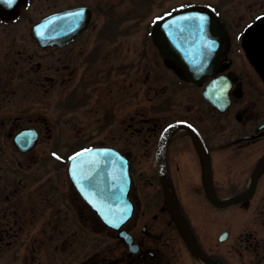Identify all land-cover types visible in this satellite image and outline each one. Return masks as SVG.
Returning <instances> with one entry per match:
<instances>
[{"label": "flooded vegetation", "instance_id": "flooded-vegetation-1", "mask_svg": "<svg viewBox=\"0 0 264 264\" xmlns=\"http://www.w3.org/2000/svg\"><path fill=\"white\" fill-rule=\"evenodd\" d=\"M164 1L0 0V264H208L168 202L215 264H264V218L243 215L264 203V170L231 205H214L206 189L218 200L246 193L264 155V0H176L151 17H126ZM235 1L237 14L227 16ZM188 5L214 11L226 31L199 83L152 36L161 15ZM131 41L141 65L129 59ZM134 82L146 109L123 121L142 141L138 173L133 141L96 143L85 131L86 121L99 128L127 112ZM102 146L129 164L132 211L118 228L86 201L84 174L70 165ZM205 210L224 213L216 238ZM87 230L97 236L88 251Z\"/></svg>", "mask_w": 264, "mask_h": 264}, {"label": "water", "instance_id": "water-1", "mask_svg": "<svg viewBox=\"0 0 264 264\" xmlns=\"http://www.w3.org/2000/svg\"><path fill=\"white\" fill-rule=\"evenodd\" d=\"M59 16L63 18V13H60ZM199 17H204V19L200 20ZM159 29H161V33H159ZM152 36L162 53L184 68L183 78L199 83L204 76L208 75V69L215 60L214 53L226 37V31L221 20L212 10L188 5L160 17L152 28ZM206 91L207 87L204 88L203 95L206 100H209ZM163 136L164 133L160 141ZM71 162L79 164L84 174L81 181L84 182L83 189L86 199L92 200L94 204V196L99 198L101 201L98 202V205L101 208L98 213L101 215L102 221L109 226L118 228L128 218L131 211V207L128 208L127 205L129 176L126 158L114 149L94 147L76 154ZM263 170L264 155L253 172L246 193L218 200L210 192V189L212 191L211 186H208L206 188L208 197L218 207L240 202L250 196L255 181ZM95 203L97 204V199ZM168 206L193 250L208 264H215V261L207 257L200 249L177 206L170 202H168ZM112 213H117L119 216L108 217Z\"/></svg>", "mask_w": 264, "mask_h": 264}, {"label": "rangeland", "instance_id": "rangeland-1", "mask_svg": "<svg viewBox=\"0 0 264 264\" xmlns=\"http://www.w3.org/2000/svg\"><path fill=\"white\" fill-rule=\"evenodd\" d=\"M174 1H176V0H165L164 5L159 4V7H154V8H153V6H151V8H149L150 10L147 13L140 12V11H134L132 13H128L129 15L127 14L126 17L136 18L137 15H138V19H142L144 15H148V17H151L153 14H158L159 10L168 7V5H170V4H173ZM216 1H218V0H216ZM236 3H237L236 1L235 2H228L226 4V6H224L225 9H228V11L226 12L227 16H228V14H230L232 16L234 14H237L236 13L237 10H236V12L234 10V9L238 8V6L236 7ZM252 5L253 4H251V6ZM157 8H159V9H157ZM141 16H142V18H141ZM234 18H236V17H234ZM134 38H137V36L135 35ZM133 41H134V39H133ZM133 41H131V43L129 42L128 56H129V59L132 58V62L135 65H141V61H142L141 58H137L135 56V55L138 56V54H136L137 49L134 48ZM149 60L151 62L150 63V69L152 70V68H153V65H152L153 57H150ZM165 75H166V81H167V79L170 76L168 74H165ZM139 83L140 82H134L133 100L129 106V110L127 112H124V113H120V110H118L119 113H118V117L115 120V123L111 124V123H103L102 122L100 124L99 128L98 127L96 128V125H99V124H96L97 122L95 123V122H91V121H86V125H85V131L89 137L88 139H86L87 141H90V139H91V141L93 140L96 143H98V142H105V143L106 142L107 143L117 142L115 145H117L119 147L121 145V142L123 143V141H126L127 138H128L129 142L133 141L134 142L133 147L136 148V151L133 154V166H134L135 172H137V173L142 169V166L144 165L143 160H144L145 156H143L144 154L142 153V151H143V148L141 147L142 141L139 140L138 135H133V136H131V134L129 135L130 129L125 131V128H126L125 126L128 122L123 121V119L127 120L129 118L128 113H130L132 110L133 111L131 113L135 114L136 110L143 111L144 109H146V108H144L145 106H142L143 99L141 100V98H143V92L138 90ZM56 94H61V93L57 92ZM148 113L153 115V107H151V109L148 110ZM125 137H127V138H125ZM122 147H125V146H122ZM208 211L209 210H207V211L205 210L206 214ZM243 215L245 216L246 219L255 217L257 221H258V219L264 218V203H262V204L261 203H259V204H255V203L248 204L246 206V209H245ZM208 216L214 220L213 221V220L209 219L210 221H212L214 223V226H213L214 230L212 229V226L210 224H208V226L210 228L209 229L210 232L213 233V231H214V235L216 238L217 234L222 229L221 222L224 219V213L223 214L221 213L220 215L219 214L215 215V214H210L208 212ZM262 221H264V220H262ZM85 232H86L84 235L85 237L80 236V241H83L82 243L85 244V246H86L85 249L88 251V250L93 248L94 243L96 242L95 240H96L97 236L95 235V233H93V231L87 230ZM70 238L72 240L71 243H74V244L78 243L77 236H73ZM1 259H2V257H0V260ZM58 260H59V258H58Z\"/></svg>", "mask_w": 264, "mask_h": 264}, {"label": "snow or ice", "instance_id": "snow-or-ice-1", "mask_svg": "<svg viewBox=\"0 0 264 264\" xmlns=\"http://www.w3.org/2000/svg\"><path fill=\"white\" fill-rule=\"evenodd\" d=\"M9 7L15 2V0H3ZM200 20H203L204 17H199Z\"/></svg>", "mask_w": 264, "mask_h": 264}]
</instances>
